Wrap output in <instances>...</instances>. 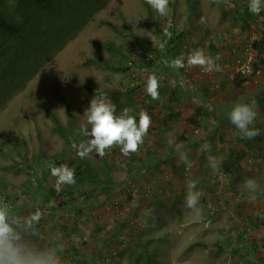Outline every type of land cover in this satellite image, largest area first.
Wrapping results in <instances>:
<instances>
[{
    "label": "rangeland",
    "instance_id": "374dc122",
    "mask_svg": "<svg viewBox=\"0 0 264 264\" xmlns=\"http://www.w3.org/2000/svg\"><path fill=\"white\" fill-rule=\"evenodd\" d=\"M234 1L244 0H169L161 16L146 0H50L48 6L0 0L19 27L17 34L0 30V205L12 209L9 223L21 255L54 253L58 264H264V65L241 87L223 67L249 53L260 28H247ZM260 21L264 28V8ZM171 23L191 36L180 55L203 49L215 62L213 71L186 59L188 66L171 67L173 55L156 53ZM108 40L114 51L96 44ZM140 47L148 58L139 56ZM176 71H186L189 90L215 108L199 115V126L190 119L200 104L180 93ZM153 74L160 80L155 101L146 92ZM90 82L108 91L104 98L117 115L125 108L136 119L142 109L150 115L137 151L124 154L115 145L102 157L77 155L72 144L89 139L82 134L90 127L85 110L103 97L81 88ZM172 90L179 102L171 100ZM239 101L256 107L250 127L259 135L252 139L228 119ZM46 107L76 130L73 140L64 139ZM170 112L181 116L170 118ZM62 164L74 170L75 183L58 188L49 165ZM220 171L227 175L215 184L211 177ZM247 179L254 184L246 186ZM190 181L201 193L195 209L185 204ZM50 188L63 192L68 204L49 198ZM34 214L30 223L26 218ZM245 227L247 239L239 241Z\"/></svg>",
    "mask_w": 264,
    "mask_h": 264
},
{
    "label": "clouds",
    "instance_id": "9594fccd",
    "mask_svg": "<svg viewBox=\"0 0 264 264\" xmlns=\"http://www.w3.org/2000/svg\"><path fill=\"white\" fill-rule=\"evenodd\" d=\"M146 2L161 16L167 15L169 0H146ZM249 10L253 14H259L264 8L262 0H249ZM152 41L153 39L149 37ZM155 44V42L153 41ZM218 58V57H217ZM187 60L189 66L201 67L207 72L213 71L215 62L207 55L203 49H195L187 57L180 55L171 62V67H183ZM159 83L157 77L153 74L146 79V92L152 99H158ZM84 115L87 118V125L82 129V134L89 137L85 142L79 145L73 143L72 147L77 151L80 158L89 156L95 151L99 156L105 155V150L115 145L120 146L124 154L132 153L138 150L143 142V137L147 134L151 125V117L145 110L139 112V122L130 110L125 108L119 115L116 114L115 105L107 98L94 97L90 101L89 107ZM257 116L254 104L239 101L234 103L228 111V119L239 130L244 138L252 139L259 135V130L250 127L253 125ZM51 173L56 177L57 187L65 184L75 183V172L67 164L60 166L49 165ZM246 186H252L254 181L247 179ZM195 184L188 183V193L185 197V204L188 208L195 209L199 202L201 193L194 191ZM12 209L7 204L0 205V264H58V258L52 255L42 259H30L21 255L16 246L17 234L13 226L9 223V216ZM38 218L34 214L26 218L30 223Z\"/></svg>",
    "mask_w": 264,
    "mask_h": 264
},
{
    "label": "trees",
    "instance_id": "16d2710c",
    "mask_svg": "<svg viewBox=\"0 0 264 264\" xmlns=\"http://www.w3.org/2000/svg\"><path fill=\"white\" fill-rule=\"evenodd\" d=\"M34 3L40 5V6H48L50 5V0H32ZM223 1H230V0H223ZM25 2V0H16V4L17 6H21L23 3ZM234 3H236V5H238L239 7V15H240V19L242 20V22L247 26L248 29H250L253 25L258 29L260 28V34L257 38H255L252 42H251V47L253 48V50L255 51L254 55H255V61H253L255 68H261L262 65H264V28H261V21H260V13L259 14H253L250 10H249V1L244 0L243 2L240 3V5L234 1ZM192 5V3H190V6ZM260 26V27H259ZM128 28H130V26H128ZM0 30L6 33H11V34H17L19 32V27L18 25L13 22L12 20H10L9 16L7 15V12L4 11L1 8V3H0ZM164 36L160 39L161 43L158 45L157 49H156V53L161 54L162 52H167L171 55L174 56V59L176 57H178L181 53H184L183 46L186 45V43H188L189 40H191V36L189 34V32H187L186 30H181V31H176V29L174 28L173 24L171 23L170 27L168 29H165V31H161ZM96 44L99 47H103L106 49H109L111 51H114V42L113 41H97ZM140 50V54L139 56L144 57V58H148L147 55V49H143V47L139 48ZM163 55H160L159 57H161ZM87 62H99L97 59H87ZM230 62V61H229ZM133 63H137L136 60H132L130 61V64ZM185 67L187 65H184ZM150 69H152V67H149ZM178 70V69H177ZM179 71H176L175 74V80H176V85L178 87V89H180V93L183 95L188 94V96H194L197 97V103H199L200 105L198 106V108H196V114L194 115L193 119H190V121H193L197 126H199V120L201 119V117L199 115L202 114V112H205L207 115L208 114H212V112L215 111V108H213V106L210 108L206 105V103L204 104L203 102L208 99L206 97H204L203 94L198 93L196 90L194 92H191L189 89H191L192 87V82L191 79L189 77V75L187 74V72L185 71L184 73H179L180 75H178ZM155 75V74H154ZM188 78V82L184 83V84H180L179 81L181 79H186ZM243 81L244 78L243 77H238L237 79H232L233 82V86L234 87H241V86H245L243 85ZM81 88L86 89L87 91H89L92 94H96L98 96H108V91L106 90H100L95 84L93 83H87V84H82L80 85ZM80 88V87H79ZM189 90V91H188ZM175 94V90H172L171 92V98L174 96ZM151 98L149 97V100ZM148 100V101H149ZM154 100V99H152ZM172 101L174 100L175 102H179L181 100V96H175L173 97V99H171ZM155 101V100H154ZM202 103L204 105H202ZM152 106V105H150ZM153 107V106H152ZM67 112L70 113V115L72 114V111L70 109V106L67 104L66 106ZM210 109V110H207ZM47 112L49 113V115L51 116L52 120L54 121L55 127L56 129L62 134V136L64 137V139L68 142H70V140L72 139V137L74 138L76 135V130L74 129H68V127H65L64 125H62L57 113L51 109L46 107ZM219 116H223V113L218 112ZM167 116H169L170 118H179L181 116V113H173L170 112ZM138 118V117H137ZM139 119H137V123H138ZM73 140V139H72ZM162 160V159H161ZM226 167H228L226 165ZM229 168V167H228ZM227 175V174H225ZM78 181H82L80 178L77 179ZM211 180H215L214 175H212ZM216 181V180H215ZM213 184V183H212ZM215 184H218V182ZM71 200L72 201H76L77 200V196L76 194L71 190ZM48 197L49 198H53L57 204L59 206H64L65 204H68V202L64 199H62L63 197V192L57 190L56 188H50L48 189ZM264 219V217H263ZM248 230L249 227H245L243 230H241V232L239 233V241H241L242 239H247V234H248ZM80 250L74 251V255L72 256V260L75 261L77 259V257L80 255Z\"/></svg>",
    "mask_w": 264,
    "mask_h": 264
},
{
    "label": "built area",
    "instance_id": "2783aa9c",
    "mask_svg": "<svg viewBox=\"0 0 264 264\" xmlns=\"http://www.w3.org/2000/svg\"><path fill=\"white\" fill-rule=\"evenodd\" d=\"M183 47L186 48L185 45ZM137 52H138V54H140L139 49H137ZM254 53H255V51L253 50V48H251L249 53L245 54L244 57L237 59L234 62H229V61L224 62L223 67H224V70L228 72V74H229L228 77L230 79H237L238 77H243L244 78L243 85L248 86L251 83V78L260 75L261 69L255 68V66L253 64L254 63L253 62L254 61V59H253ZM157 79H158V83L160 86V80L158 77H157ZM188 80H189L188 78H186L184 80L181 79L179 81V83L184 84V83H187ZM206 105L210 108L212 107L211 104H209V103H206ZM214 177L216 180V181L214 180V182H216V183L218 182V184L222 183L225 180V172L224 171L217 172L214 174ZM263 221H264V219H263ZM220 264H240V262L236 261V262L232 263V262H230V260H228V261H224Z\"/></svg>",
    "mask_w": 264,
    "mask_h": 264
},
{
    "label": "crops",
    "instance_id": "0c3cea01",
    "mask_svg": "<svg viewBox=\"0 0 264 264\" xmlns=\"http://www.w3.org/2000/svg\"><path fill=\"white\" fill-rule=\"evenodd\" d=\"M259 34H260V31L258 32V34L256 33L253 36H251V40L253 41L255 38H257L259 36Z\"/></svg>",
    "mask_w": 264,
    "mask_h": 264
}]
</instances>
